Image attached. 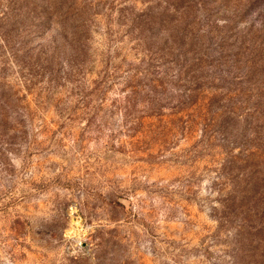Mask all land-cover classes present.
Masks as SVG:
<instances>
[{
  "label": "rangeland",
  "instance_id": "374dc122",
  "mask_svg": "<svg viewBox=\"0 0 264 264\" xmlns=\"http://www.w3.org/2000/svg\"><path fill=\"white\" fill-rule=\"evenodd\" d=\"M69 1L0 0V264H264V0Z\"/></svg>",
  "mask_w": 264,
  "mask_h": 264
},
{
  "label": "trees",
  "instance_id": "16d2710c",
  "mask_svg": "<svg viewBox=\"0 0 264 264\" xmlns=\"http://www.w3.org/2000/svg\"><path fill=\"white\" fill-rule=\"evenodd\" d=\"M36 8L38 10H42L41 8H38L37 6ZM86 9L87 7L82 8L75 1L52 0V2L49 5V10H46V11H48L47 13L50 16L61 18L64 21L69 20L73 16L74 18L77 17V22L73 23V27L75 28V30H81L83 28L84 29L87 28L86 20L84 18V12ZM42 11H45V10H42ZM199 56L200 55L197 54V57ZM197 60H200V57ZM199 80H201L200 77H197V76L193 77V80H192L193 82L191 81L192 86L190 87L193 89H191V91H198L200 89H203V87L200 84H198Z\"/></svg>",
  "mask_w": 264,
  "mask_h": 264
},
{
  "label": "bare ground",
  "instance_id": "6f19581e",
  "mask_svg": "<svg viewBox=\"0 0 264 264\" xmlns=\"http://www.w3.org/2000/svg\"><path fill=\"white\" fill-rule=\"evenodd\" d=\"M78 226H79L78 223L72 222V225H71V227H70V229L68 231V234H70V235L75 234L78 231Z\"/></svg>",
  "mask_w": 264,
  "mask_h": 264
}]
</instances>
